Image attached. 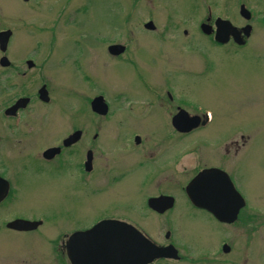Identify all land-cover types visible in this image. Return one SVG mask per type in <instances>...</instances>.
I'll return each instance as SVG.
<instances>
[{
  "label": "rangeland",
  "instance_id": "1",
  "mask_svg": "<svg viewBox=\"0 0 264 264\" xmlns=\"http://www.w3.org/2000/svg\"><path fill=\"white\" fill-rule=\"evenodd\" d=\"M207 3L215 15L228 16L238 0H0V29L15 31L9 50L24 54L31 46L49 45L54 36L53 132L58 138L66 127L84 125L95 169L87 187L68 168L21 182L14 207L22 217H42L45 223L27 232L0 228L5 242L0 264H69L64 245L70 234L118 217L138 223L156 243H169L164 235L170 229L182 260L155 264H264V53L195 51L208 46L196 42V25L206 17ZM148 20L155 33L144 29ZM111 45L127 49L115 58L107 52ZM31 87L24 86L35 96L27 121L45 108L34 94L39 84ZM165 87L173 88L175 102L153 98V93L165 95ZM121 95L142 103L130 108ZM97 96L109 106L106 117L90 109ZM181 102L187 114L204 112L208 127L187 136L177 133L162 109ZM139 161H180L184 168L178 165L174 174L169 167L167 181L150 190L144 180L150 168L138 167ZM194 161L226 162L247 205L240 222L220 226L182 198L163 216L146 209V197L160 193L161 183L172 192V184L186 186L195 175ZM116 166L126 176L108 186L106 177ZM223 245L230 252L216 256Z\"/></svg>",
  "mask_w": 264,
  "mask_h": 264
},
{
  "label": "flooded vegetation",
  "instance_id": "2",
  "mask_svg": "<svg viewBox=\"0 0 264 264\" xmlns=\"http://www.w3.org/2000/svg\"><path fill=\"white\" fill-rule=\"evenodd\" d=\"M255 1H257V3H255ZM242 7L247 10L248 16L246 15L245 17V14H241L240 11ZM206 8L208 12L206 17L200 20L196 25V32L198 33V41L196 40V42H200V40H202V43L204 45L208 44V46H196L197 50L194 49L195 51L199 52L200 50L209 51L219 49L227 54H240L246 52L253 54L254 52L256 53L258 50H260L264 53V29H258L260 26L264 27V0H238L235 11L228 16L215 15L212 12L213 5L210 3H207ZM148 22L153 23L152 20H148ZM155 30L156 28L154 30L146 31L155 33ZM7 31L9 32V38L7 40L6 46L2 50L0 49V228H5L6 232H8L7 230H11L12 233H15V231L8 228L7 225L17 220L30 222L41 221L42 223L40 226L45 223V219L42 217H34V219H32V217H22V215L17 212V209L14 207L19 198V186L21 182L24 180L29 181L31 176L38 177L51 175L52 173H55L56 170L68 168L73 171V175L81 183V185L83 187H87L91 181L89 178L93 176L95 169L92 159L91 161H87L88 153H91L92 158L93 154L91 151L86 149L88 131L84 125H80L79 127H66V129L59 135L58 138H56V135L53 132L51 111L54 108V106H52L54 103L53 97L51 96V83L56 80L54 73L55 64H53L54 57H52V55L54 56V48L52 44L54 36L51 34L49 45L31 46V50L23 54L17 50H9V45L14 38L15 31L9 27L0 29V32ZM186 35L187 31H183V36ZM126 49L127 47L124 46V52L122 54L117 56L112 55V57H121L125 53ZM203 51L202 53L208 54V51ZM49 60H52V63H49ZM51 70L52 73H50ZM146 81L147 80L144 79L141 82H143L145 87L151 89L147 83L148 81ZM25 84H31V88H33L35 84H39V87L34 91V94L37 95L36 99H38L39 103L42 104L43 107H51L48 112L45 110V108L42 111H36L33 115V121H27V118L30 117L31 112H33V110H31V106L35 102V96L33 97V91L27 92V90H24ZM154 89L157 90L155 87ZM165 89V95L153 93L154 90L149 91L153 93V98L156 99V101H159V103L162 102L163 96H165L167 99L166 102H175L177 99H175V96H173L171 93L173 88L165 87ZM40 92H42L43 98H41ZM120 99L127 100L129 103L128 105H131L130 108L135 103H142L137 101L130 102L131 99H129L126 95H121ZM161 105L159 106L162 109ZM165 107L166 109L162 110L166 111L168 118L170 117V125L173 128L174 116L177 113H180V111H183V107L186 108L187 106L181 102L176 106L169 107L167 105ZM167 107H169L170 113ZM196 109L200 110L197 107ZM173 111H176L174 115L172 113ZM185 112L187 113L188 111ZM126 113L128 114L129 110L126 111ZM188 114L189 117L197 116L201 119L199 120L198 127L191 133H194L198 130H204L208 127V124L203 125L202 123L206 119V114L204 112L200 113V115H198V113H194L193 115L190 113ZM76 133L79 134L75 139V142L68 146H64V141ZM180 135L187 136L189 134ZM96 137L97 135L93 136L94 139ZM135 138H137V136L134 137V144L139 145L141 143V139H139L140 137L138 138V143H136ZM56 140H58L57 143ZM52 149H58V151L55 154L45 155L47 151ZM194 163L197 164L194 177L206 170H218L224 174H227V176L230 178L229 173H227V170L225 169V161H217L216 164H211L208 161H194ZM178 165L180 166V161H139L137 166L140 168L149 166L150 173L148 172L145 175L146 178L144 180L151 184V187L149 188L151 190L152 188L158 186L157 182L160 183L161 181H167L169 167L174 172V174H178L175 173L178 172ZM183 168L184 167L180 166L179 169L182 170ZM117 169L118 167L116 166L114 171L112 173L110 172L109 176L106 177L108 186L119 182L124 176H126L124 171L118 173L116 171ZM111 174H113L112 177H110ZM192 179H190V181ZM172 185L176 186L175 192L168 191L166 189L168 184L161 183L159 185L160 190H158L160 193L154 196L146 197L147 199L145 201V206L150 213H153L157 216H163L167 213H170L177 206L178 199L182 198L189 207L199 211L202 214H205L210 219L220 224V226L232 225L221 223L211 213L194 207L187 199L185 193L186 186H183L180 183H175ZM149 191L148 193L150 194ZM167 191L169 192L168 194ZM162 196L171 197L173 198L174 202L170 210L164 212L163 214H158L148 207V201L150 199ZM216 201L218 200H215V202ZM246 208L247 205L245 202V206L240 209L238 213L236 220L237 223L244 218L243 215ZM143 210H145L144 207L140 208V211ZM9 213H19L20 216L16 215L10 217L8 216ZM128 213H130V209ZM102 220H118L127 223L149 238L146 232L142 230L140 225L132 221V219L124 217H118L115 219H99V221ZM47 222L50 221L48 220ZM97 222H95L90 227L82 228L78 231L87 230L93 227ZM170 224L171 219L166 222L167 229L169 228ZM169 231L166 232V234L169 233V237H166V234L164 235L166 242L169 243L161 244L153 241L152 242L160 247H164L169 244L175 247L176 243L173 241L174 238L171 240ZM4 246L5 242L3 241V238H1L0 248ZM224 246L228 247L227 245H223L221 251L216 253V256L220 257V252L226 254L223 252ZM181 260L182 257L180 256V260L176 262H180ZM162 261L166 260H157L152 264ZM220 261L223 263L222 260Z\"/></svg>",
  "mask_w": 264,
  "mask_h": 264
},
{
  "label": "water",
  "instance_id": "3",
  "mask_svg": "<svg viewBox=\"0 0 264 264\" xmlns=\"http://www.w3.org/2000/svg\"><path fill=\"white\" fill-rule=\"evenodd\" d=\"M241 14L248 16L242 7ZM145 29L154 30L152 22L145 25ZM9 32L0 33V49L5 48ZM124 47L113 45L108 48L109 54L117 56L122 54ZM43 98L42 92H40ZM94 113L104 116L107 106L102 97H97L91 102ZM199 118H188L181 111L173 119V125L179 132L188 133L197 128ZM79 133L70 136L63 145L68 146L75 142ZM138 142V141H137ZM58 149L45 153L55 154ZM88 153L87 161H91ZM186 195L196 208L211 213L219 222L233 224L238 213L244 207V202L233 187L228 176L218 170H206L198 174L185 188ZM215 200H218L215 202ZM170 197L150 199L148 207L158 214H163L172 207ZM41 223L17 220L7 225L8 228L27 232L35 230ZM168 237V235H166ZM65 253L70 264H150L157 259L179 260L177 250L172 246L158 247L145 238L135 228L126 223L106 220L97 223L86 231L71 234L64 245ZM223 252L228 253V247H223Z\"/></svg>",
  "mask_w": 264,
  "mask_h": 264
}]
</instances>
